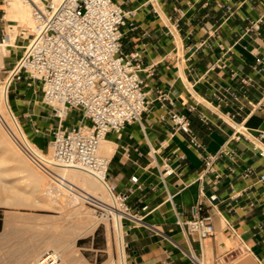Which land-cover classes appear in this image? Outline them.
<instances>
[{
    "label": "crops",
    "instance_id": "obj_1",
    "mask_svg": "<svg viewBox=\"0 0 264 264\" xmlns=\"http://www.w3.org/2000/svg\"><path fill=\"white\" fill-rule=\"evenodd\" d=\"M5 1L0 0V39L7 27ZM115 1L134 11L122 50H141L147 97L139 121L105 137L115 144L108 157V182L115 192L132 189L129 204L137 213L136 219L124 221L127 264H194L190 254L200 264H264V180L259 179L264 173V155L259 154L264 151V18L249 29L264 15V0ZM29 39V34L15 39L10 49H18L4 57L3 68L16 62ZM171 111L189 117L200 149L189 144L186 133L174 131ZM26 116L34 127L43 122L39 114ZM71 116L76 118V112ZM223 147L229 154L214 164L219 181L212 184L213 174L199 179L204 156ZM166 163L174 173L163 174ZM247 168L253 173L244 176ZM201 193L215 226L205 239L184 234L177 223L190 216ZM0 239V257L11 256L9 264H27L47 245V240L19 236L14 226ZM71 254L68 264L108 260L107 255L79 262Z\"/></svg>",
    "mask_w": 264,
    "mask_h": 264
},
{
    "label": "built area",
    "instance_id": "obj_2",
    "mask_svg": "<svg viewBox=\"0 0 264 264\" xmlns=\"http://www.w3.org/2000/svg\"><path fill=\"white\" fill-rule=\"evenodd\" d=\"M30 5L34 28L23 54L16 60L7 77L10 82H40L41 103L51 109L57 124L51 131V161L43 165L52 182L59 187L58 193L76 195L75 185L54 172V166L85 169L103 181L112 196V204L102 209L103 214L121 219H136L129 204V188L115 192L108 182L109 159L99 155L98 147L110 132H120L132 121H139L147 110L142 71L145 66L141 50L125 53L122 38L133 10H126L115 0H22ZM231 11V6L226 5ZM230 14V13H229ZM264 15L251 22L249 29L256 28ZM8 38L3 33L2 45ZM203 43V42H202ZM219 64L218 67H222ZM3 67L0 68V79ZM152 70V68L150 69ZM166 96L162 95L161 99ZM76 112V118L71 111ZM174 131H182L189 137V144L196 150L201 144L191 130L186 114L171 111L168 116ZM71 119L70 123L67 120ZM75 119V120H74ZM264 137V134H260ZM229 154L225 147L204 156V168L198 174L202 179L213 174L212 184L219 181L214 164L223 155ZM260 155L264 151L260 150ZM163 174L170 175L174 169L163 165ZM253 173L247 168L244 176ZM264 180V173L259 175ZM199 197L191 206L190 216L179 218L184 234H196L200 239L215 232L213 215ZM215 194L209 196L210 200ZM89 202V201H87ZM122 227L125 223L121 222ZM194 264L198 259L190 254Z\"/></svg>",
    "mask_w": 264,
    "mask_h": 264
},
{
    "label": "rangeland",
    "instance_id": "obj_3",
    "mask_svg": "<svg viewBox=\"0 0 264 264\" xmlns=\"http://www.w3.org/2000/svg\"><path fill=\"white\" fill-rule=\"evenodd\" d=\"M7 1L9 0H6L5 2L7 3ZM28 11H29L28 12L29 18L31 19L30 10ZM7 26L8 27H6V32L14 36V39H13L14 42H15V39L17 40V38L20 35L23 38H26L28 34L30 35L31 33V31H28L29 33L27 32V36L24 37L21 33L22 31L20 28L17 29L15 25L10 26L8 24V21H7ZM12 48H13V53L10 51V53L8 54V57L10 56L12 57L14 53L16 52L15 49H18L16 47H12ZM24 49L25 47L23 48V50ZM22 54L23 52L20 54V56ZM13 66L14 64H8L7 62L5 63V67L2 69L1 80H4L6 78V76L12 70ZM40 99H41V85H40V82L38 81L36 82L21 81V82H15V83L12 82L11 87L9 84L7 102L9 103L10 108L15 118L17 119L18 123L21 125L22 130L25 132L26 136L32 141L33 145L38 146L44 153L50 154L51 147H50L49 142L51 138V131L53 130L55 123L53 122V119L51 117V109L48 108L47 106H44L41 103ZM26 113L39 114L40 116L38 118L42 120L45 124H43L42 122L40 123L41 125H37L35 127L32 125H29ZM35 116L34 118H37V116L36 117ZM12 137L14 138L12 133L8 131V128L0 119V148H2L3 150L2 152L0 149V154L1 155L3 154L2 159H4V157L9 158L10 155L12 154L15 156V159L19 158L18 155L14 154L12 148L8 146V143H9V145H12L14 149L17 148L18 152L21 154L20 156L25 157V159H27L29 163L34 165V163H32L29 160V158L23 152H21V150L17 147L15 142L12 140ZM8 163L12 165L11 161ZM10 165L8 167L12 168V166ZM35 167H37V169L42 174V176H45V179L47 182L51 181V178L49 179V175L46 172H43V170L40 169L37 165H35ZM13 172L7 175V176H11V178H9L8 181L17 185L21 189V191H23L24 189L25 190L30 189L31 185H29V179L27 178L25 172H22V171L21 172L17 171L16 173H13ZM54 172H57L56 169ZM78 184L80 185V183ZM76 189L78 190V193H81L84 190L83 187L81 186L79 187L78 185L75 186V190ZM74 193L76 195L78 194L77 191H75ZM59 194H60L58 195L60 196L58 197V199L60 200V201L58 200L59 202L50 193L48 195L49 196L51 195L50 197L53 200L55 199L53 202H50L49 200L46 201L47 199L45 200L46 202H42V203H40L42 200L40 202H34L32 198L31 197L28 198V196H24V197L22 196L21 199H14V197H11V196L8 197L7 203L0 204V224L3 223L6 214H11L12 215L11 216L12 226L15 227V231L18 233L19 236H28L30 238L48 240L53 235L54 229H55L53 228L52 223L56 221L60 222V224L62 225L61 228L60 227L57 228L58 231L56 230L60 234H61V231L74 232V229H73L74 224L87 221L88 227L93 225L95 228L96 226H98L97 232L96 233H94V231L87 232L86 228L88 227H83L82 229L76 230L77 234L74 233L75 234L74 237H72V239L67 240V241L72 242L71 246L68 243H66V245H62L61 248L62 247L65 248V246H67V249L65 248L67 251H65L63 248L62 249L65 252H68L67 254H69L70 252L74 255L76 254L77 258L79 259V262H80V259L84 260L85 257L89 259H93V261L95 260L101 261V259H105V257H107L108 255V260H106L107 264H120L121 256H119L120 255L119 241H118V236H116L117 233H115L116 229L114 225V217H111V218L106 217L103 214L102 209L96 208V206L94 205L95 203L92 204L93 202L91 203V202L84 201L81 204V200H80V203H78L79 205L78 204L74 205L73 209L81 207L80 209H82L83 214H77V215L72 216L70 219H66L65 214L68 213L67 212L68 208L66 207V204H68L67 206H70L71 204H73V202L70 201V196L68 197V194H65V193H59ZM62 197L65 198L64 199L65 202ZM111 200H112V196H111V199L109 200V205L112 204ZM120 220L121 222L125 221L124 218ZM89 222L92 224H90ZM94 223L96 224L94 225ZM69 225H71V227H69ZM121 234L123 236V242H124L123 245H124V251H125V248H126L125 240H124L125 231H124V228L122 227V224H121ZM92 237L94 238L93 240L91 239ZM76 238H77V244L75 243ZM117 242H118V245H117ZM70 247H71V251L69 252ZM46 248L50 249L51 246H48ZM102 249H104V251ZM11 258L12 257L8 255L1 256V260L8 261V262L11 260ZM123 258L126 262V254Z\"/></svg>",
    "mask_w": 264,
    "mask_h": 264
},
{
    "label": "bare ground",
    "instance_id": "obj_4",
    "mask_svg": "<svg viewBox=\"0 0 264 264\" xmlns=\"http://www.w3.org/2000/svg\"><path fill=\"white\" fill-rule=\"evenodd\" d=\"M35 1L40 2L42 0H35ZM53 1L59 2L60 0H53ZM28 10H30V14H31L30 5L27 4L26 2L22 1V0H9V1H7L6 6H5L4 18L8 21V24L10 26L15 25L17 27V29L20 28L22 31L21 33L24 37L27 36L28 31H31L34 28V22H33L32 18L31 19L29 18V15H28L29 11ZM14 29H15V27H14ZM13 39H14V36L9 33L8 38L6 39L5 43L0 45V68L4 64V57H6L11 51L10 47L15 45ZM9 84L11 87L10 77L6 76V78L4 80L0 79V119L8 128V131H10L12 133V135L14 136V138L12 137V140L15 142L17 147L21 150V152H23L29 158V160L32 163H34V165L29 163V161L27 159H25V157L20 156L21 154L18 152L17 148L14 149L12 147V145H9V143H8V146L10 148H12L14 154L18 155L19 158L15 159V156L12 154V155H10L9 158L4 157V159H2L3 154L2 155L0 154V204L7 203V198L10 196L14 197V199H21L22 196L23 197L28 196V198L31 197L34 202H40L42 200L40 203L46 202L48 200L50 202H53L55 199L53 200L50 197L51 195L50 196L48 195L49 193L52 194V196H54L58 201L59 200L58 197H60V196H58V195H60L58 193L59 187L56 185V183L54 181L52 182V180L47 182L45 179V176H42V174L39 172L37 167H35V165H37L40 169L43 170V168H42L43 165L50 164L51 153L50 154L44 153L38 146L33 145L32 141L26 136L25 132L22 130L21 125L18 123L17 119L15 118V116H14V114L10 108L9 103L7 102ZM4 128H5V126H4ZM4 139H5V137H4ZM112 146L114 147L115 144L112 145V142H109L108 140L103 139L100 142L99 147H98L99 155L108 158L112 154L111 153V151H113ZM0 149L3 152L2 148H0ZM8 155H7V157H8ZM10 161L12 162L11 163L12 165H10V163H8ZM9 165L12 166V168L8 167ZM53 168H54V171L56 169L57 173L59 175H61L60 176L61 178L67 179L70 183L74 184L75 186L78 185L79 187L81 186L84 188L83 192H81L82 194L78 193V190L76 189L75 191H77L78 194L74 195V196L73 195L70 196V201H72L73 204H71L70 206H67L68 204H66L67 203V201H66L65 204H66V207L68 208V210H67L68 213L65 214L66 219H70L72 216L77 215V214H83L82 209H80L81 208L80 206H81L82 202H84V201L93 202L97 205L103 206L106 209H108L109 200L111 199V192L109 191L107 185L103 181L98 179L96 176H94L91 172H89L85 169H81V168L67 167V166H60V165L54 166ZM13 171H15V172H13ZM17 171L25 172L27 178L29 179V185H31L30 189H28V190L22 189L23 191H21V189L17 185L8 181V179L11 178V176H7V175H9L11 172L16 173ZM49 179H50V176H49ZM78 183H80V185ZM79 191H81V190H79ZM68 197H69V195H68ZM64 199L65 198H63V200ZM80 200H81V204H80V206H78L80 208H74L73 209L74 205L80 203ZM111 201H110V203H111ZM64 202H65V200H64ZM11 216H12L11 214L5 215V218L3 221L4 222L3 223L4 224V230L0 234V237L9 236L10 232L12 231ZM113 216H114V225H115V229H116L115 233H117L116 236H118V241H119V252H120L119 256H121L120 264H126V262L123 258L125 256V253H124L125 251H124V245H123V243H124L123 242V236L121 234V220H120L121 214L119 212L115 211ZM91 220H92V218H91ZM87 224H88L87 221L86 222L83 221L81 223L74 224L73 225L74 232H71V231L63 232V231H61V234H60L59 232H57L58 231L57 228L62 227L60 222L56 221V222L52 223L53 228H55L54 233L48 240L46 239L47 240L46 241V244H47L46 247L51 246V248L47 249L45 247L44 250L41 249L42 251L35 253L31 259H28L29 261L27 264H68V261H69L68 257L71 258V256H69L70 253L67 254L68 252L66 253L65 251L60 249L61 248L60 246H62V244L60 246H58V244L61 242H64V243L68 242L69 243L70 241H67V240L72 239V237H74V235H75L74 233L77 234L76 230L82 229L83 227H88ZM90 224H92V223H90ZM95 224L96 223H94V225ZM50 227H52V226H50ZM69 227H71V225H69ZM93 227L94 226L92 225V226H89L88 228H86L87 232L93 231ZM59 230H61V229H59ZM62 230H63V228H62ZM81 232H79V233H81ZM0 240H2V239H0ZM64 243H63V245H64ZM69 245H70V243H69ZM117 245H118V242H117ZM66 248H67V246H66ZM35 251H38V250H35ZM71 255H74V254H71ZM118 260H120V259H118ZM0 264H9V263L7 261L1 260V257H0Z\"/></svg>",
    "mask_w": 264,
    "mask_h": 264
}]
</instances>
